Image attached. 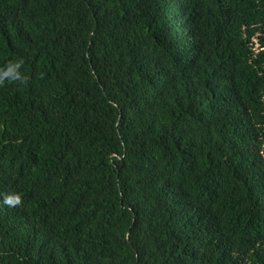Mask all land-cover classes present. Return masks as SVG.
Listing matches in <instances>:
<instances>
[{
  "label": "trees",
  "instance_id": "16d2710c",
  "mask_svg": "<svg viewBox=\"0 0 264 264\" xmlns=\"http://www.w3.org/2000/svg\"><path fill=\"white\" fill-rule=\"evenodd\" d=\"M0 264H264V0H0Z\"/></svg>",
  "mask_w": 264,
  "mask_h": 264
}]
</instances>
